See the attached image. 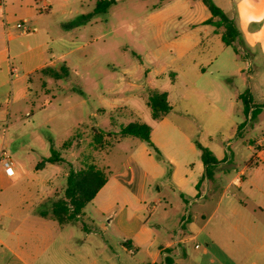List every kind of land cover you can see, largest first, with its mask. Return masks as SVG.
<instances>
[{
  "label": "rangeland",
  "instance_id": "obj_1",
  "mask_svg": "<svg viewBox=\"0 0 264 264\" xmlns=\"http://www.w3.org/2000/svg\"><path fill=\"white\" fill-rule=\"evenodd\" d=\"M46 1L51 6L42 12L45 24L55 38L70 41L65 57L56 59L55 69L61 74L59 70L65 61L70 70L66 77L58 79L50 73L32 75L31 93L12 104L9 118L6 115L0 122V149L4 147L13 159L17 176L19 169L23 170V177L8 191L11 198L20 199L26 194L23 189L38 184L41 193H50L44 204L48 210L54 199L63 196L66 174L71 168L95 164L109 176L120 172L130 156L145 147L146 156L162 169L157 180L147 178L153 200L149 207L156 208L151 222L167 217L163 223L169 238H174L182 228L192 234L199 229L205 232L218 229L221 224L225 228L221 217L228 214L226 202L232 196L247 205L239 214L264 218L254 199L231 183L234 168L244 166L258 152L257 143H264V112L259 119L249 121L239 136L238 123L215 110L205 91L187 88L181 77L182 82L177 83L171 94L172 110L165 115L172 124L160 123L149 114L147 90L169 87L170 80L176 78L170 73L181 75L203 53L204 46L195 45L204 36L202 26H193L209 15L202 0H116L106 12L98 13L95 9L101 0ZM88 14L93 15L82 22L81 16ZM207 71L210 73V69ZM128 80L141 88L122 91ZM236 113L244 118L242 110ZM134 121L154 127L155 136L166 143L165 153L155 145L159 156L140 138L120 136L121 128ZM177 127L197 142L207 143L206 147L220 162L230 157L225 145L227 141L232 143L230 150L234 156L230 164H218L215 177H206L201 185V194L206 198L183 197L170 181L171 165L166 155L180 159L179 175L186 178L189 193L195 191L189 171L200 160L198 149L192 154L186 143L169 140V136L179 135ZM50 140L63 160L36 171L35 165L51 154ZM29 170L36 173L30 174ZM9 183L1 181L3 186ZM88 209L101 215L91 204ZM201 214H205V219ZM188 218L190 221L184 224L183 219ZM186 247L192 250L194 242Z\"/></svg>",
  "mask_w": 264,
  "mask_h": 264
},
{
  "label": "crops",
  "instance_id": "obj_2",
  "mask_svg": "<svg viewBox=\"0 0 264 264\" xmlns=\"http://www.w3.org/2000/svg\"><path fill=\"white\" fill-rule=\"evenodd\" d=\"M40 1L0 0V122L6 115L9 118L12 104L31 93L32 75L46 67L55 68L56 59H63L67 53L65 49L70 41L65 37L55 38L43 19L42 12L48 10L51 3L42 0L40 5ZM214 1L235 21L241 33L240 41L233 46L225 45L215 27L204 23L211 16L208 10L209 15L193 25L202 26L204 36L196 40L195 45L204 46L203 53L197 55L181 75L171 72L176 78L173 82L170 80L169 87L157 91H166L172 104L171 94L182 77L187 88L198 87L205 91L215 110L228 115L239 126L245 122L243 127H238L240 136L248 122L259 119L264 112V0ZM18 23L23 26L18 27ZM212 46L216 50L211 49ZM12 65L17 67L15 74ZM127 85L122 91L141 88L129 80ZM149 92L153 90L148 89ZM245 93L250 100L247 115L241 98ZM236 110H242L244 118ZM252 111L255 116L251 119ZM166 118L159 119L160 123L172 124ZM151 127L153 143L165 153L166 143L155 136ZM177 128L179 135L169 136V140L186 143L195 154L197 140ZM226 143L230 157L219 163L223 166L230 164L234 156L230 150L232 143ZM257 148L258 152L244 166L234 168L231 183L244 189L264 216V143H257ZM165 159L171 165L170 181L183 197L206 198L201 194L205 180L197 186L205 172L201 153L200 160L189 171L195 181L192 193L186 190V178L179 175L180 159L174 155H166ZM55 163L58 162H47L41 168L37 164L34 169L41 171ZM87 165L90 163H84L83 167ZM31 170L28 173H36ZM161 170L146 156L143 147L130 156L129 163L120 172L108 176L106 184L84 208L82 219L60 224L52 216L51 206L48 210L44 208L50 193H41L38 184L23 189L26 194L20 199L10 197L8 191L23 177V170L19 169V176L8 177L0 162V264H153L161 262L166 254L173 258V264H264V218L239 214L247 205L243 200L237 201L235 196L229 197L228 214L221 217L225 228L221 224L218 229L208 232L199 229L193 234L182 228L174 238L165 235L163 221L167 217L151 222L156 208L149 207L153 200L147 185V178L152 176L157 180ZM214 177L213 170L211 178ZM6 180L10 183L3 186L1 181ZM90 204L101 215L88 209ZM221 204L222 201L215 211ZM201 217L206 216L201 214ZM187 221L190 218L183 219L184 224ZM191 225L195 226L193 222ZM189 242H194L192 250L186 247Z\"/></svg>",
  "mask_w": 264,
  "mask_h": 264
},
{
  "label": "trees",
  "instance_id": "obj_3",
  "mask_svg": "<svg viewBox=\"0 0 264 264\" xmlns=\"http://www.w3.org/2000/svg\"><path fill=\"white\" fill-rule=\"evenodd\" d=\"M116 2V0H101L95 9V12H106L107 9ZM204 5L210 11L211 16L204 21L205 24L212 25L215 27L216 32L221 34L222 41L227 46H233L234 43L240 41L241 33L238 29L235 21L230 18L225 11L218 6L214 0H202ZM93 14L82 15V22L89 19ZM81 22V21H79ZM78 24V23H75ZM69 68L65 63L61 66L59 72L54 67H46L38 73H50V76L55 79L66 77L69 73ZM32 80V77H31ZM243 99L244 112L247 115L249 112V102L247 98V93L241 96ZM148 107L150 109L151 117L154 120H159L164 117L170 110L172 106L168 101V94L166 91H153L149 94L147 100ZM255 116V111H252L251 119ZM245 122L242 123L239 128L243 127ZM152 127L144 122L134 121L125 126H123L119 132L121 137L124 136H134L140 138L146 142L149 146L153 147L159 156H161L160 151L155 146L151 138ZM97 137H100L99 132L96 133ZM196 145L201 153V160L205 166V172L197 183H199L207 178H211L214 168L220 163L213 154V152L208 148L196 142ZM50 151L51 154L48 157H44L41 162L38 163L37 167L41 168L47 162H60L63 158L54 149L53 140H50ZM108 175L104 170L96 166L95 164H90L85 167H81L77 170L71 168L67 175L66 186L62 197H57L51 203V214L60 224L69 223L82 219L84 214V208L86 205L94 199L100 189L108 181ZM46 215L45 212L42 213ZM84 229H87L83 225ZM173 258L166 254L161 262L153 264H173Z\"/></svg>",
  "mask_w": 264,
  "mask_h": 264
},
{
  "label": "built area",
  "instance_id": "obj_4",
  "mask_svg": "<svg viewBox=\"0 0 264 264\" xmlns=\"http://www.w3.org/2000/svg\"><path fill=\"white\" fill-rule=\"evenodd\" d=\"M17 26L22 27L23 25L21 23H18ZM17 72V67L12 65V73L15 74ZM0 162L2 163L4 172L8 177L12 178L16 175L13 160L10 155L6 152L4 147L0 149Z\"/></svg>",
  "mask_w": 264,
  "mask_h": 264
}]
</instances>
